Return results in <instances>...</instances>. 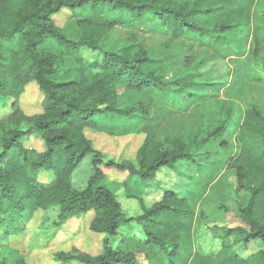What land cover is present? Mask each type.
<instances>
[{
	"label": "trees",
	"instance_id": "16d2710c",
	"mask_svg": "<svg viewBox=\"0 0 264 264\" xmlns=\"http://www.w3.org/2000/svg\"><path fill=\"white\" fill-rule=\"evenodd\" d=\"M70 11L79 29L69 39L55 16ZM81 14V17L78 15ZM158 20L171 39L188 34L220 40L224 33L251 27L252 56L264 54V0H0V107L12 99L11 111L0 118V264H28L9 239L20 236L39 210L57 207L52 225L86 217L87 229L100 237L101 250L91 253L71 246L54 252L56 261L83 264H264V116L247 108L235 129L229 120L200 140H161L147 126L134 159L116 161L93 146L87 131L124 136L101 127L100 117L115 113L133 116L136 107H120L118 97L128 91H181L185 78L165 81L145 68L147 56L109 51L100 40L116 25ZM65 25V24H64ZM52 41L57 52L44 49ZM90 54L91 55H86ZM264 69V59L261 61ZM64 76V78H63ZM41 92V111L27 115L19 105L25 88ZM32 133L44 149L26 148L22 139ZM234 151L226 165L234 170L245 200L239 205L241 225L225 228L236 233L214 255L195 247L199 222L187 198L165 190L161 199L138 216H125L101 166L142 181L161 169L180 163L200 165L199 146L211 140ZM90 156L91 173L76 187L72 175ZM40 177L45 180L41 181ZM127 196L130 188L123 180ZM136 222L143 237H127L118 228ZM258 241L260 248L246 256L239 244ZM142 257L141 262L136 256Z\"/></svg>",
	"mask_w": 264,
	"mask_h": 264
},
{
	"label": "rangeland",
	"instance_id": "374dc122",
	"mask_svg": "<svg viewBox=\"0 0 264 264\" xmlns=\"http://www.w3.org/2000/svg\"><path fill=\"white\" fill-rule=\"evenodd\" d=\"M55 18L69 39L78 38L79 29L70 11H62ZM100 43L109 51H123L129 55L144 53L148 58L145 68L161 74L165 81L185 78L191 83L184 90L175 92L171 90L176 87L121 94L119 106L136 107L134 115L104 114L99 121L104 129L128 134L116 137L87 131L93 146L108 159H134L143 135L129 132L147 126L156 130L159 139L168 142L173 138L200 140L217 126L225 124L226 120L232 125V132L239 125L244 111L253 105L264 116V69L261 66L264 54L260 53L257 58L252 56L251 27L226 32L218 41L194 34L171 39L160 28L158 20H138L132 25L114 26ZM44 49L57 52L52 41L46 42ZM42 99L38 88L30 84L20 95L19 105L27 115H33L41 111ZM11 102L12 99H7L1 105L0 118L9 114ZM22 144L37 151L44 149L43 141L35 133L25 136ZM233 151L231 139L226 147L220 146L216 140L208 141L199 146L197 156L202 161L200 165L182 162L176 170L161 169L149 181L101 167L109 181H113L109 187L127 217L140 215L159 201L165 190L187 198L199 222L195 247L205 254L214 255L222 242H232L238 236L236 233L226 235L225 228L241 225L238 208L246 193L237 187L234 170L226 165ZM90 158L86 157L72 175L76 187L84 186L91 173ZM40 180L45 179L40 177ZM123 180L130 188V197L122 186ZM56 214L57 207L53 206L47 211H37L26 230L9 239V245L22 253L28 264H83L56 261L54 252L67 250L73 245L91 253L101 250L100 237L87 229L88 215L71 218L54 229L52 220ZM118 232L127 237L144 236L136 222L120 226ZM235 248L246 256L257 251L260 244L254 241L245 249L239 244ZM136 257L141 262L142 257Z\"/></svg>",
	"mask_w": 264,
	"mask_h": 264
}]
</instances>
